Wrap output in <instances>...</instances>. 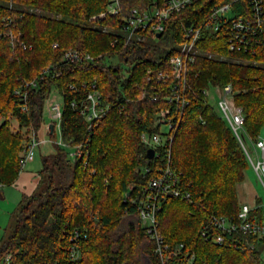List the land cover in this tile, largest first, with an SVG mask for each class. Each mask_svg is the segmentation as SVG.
Returning a JSON list of instances; mask_svg holds the SVG:
<instances>
[{
  "label": "trees",
  "instance_id": "trees-1",
  "mask_svg": "<svg viewBox=\"0 0 264 264\" xmlns=\"http://www.w3.org/2000/svg\"><path fill=\"white\" fill-rule=\"evenodd\" d=\"M226 1L195 0L171 15L159 36L145 31L142 39H127L119 31L120 16L92 19L106 11L110 0H12L11 7L0 0V189L21 171L24 147L31 130L39 136L44 103L53 89L63 100L61 140L73 149L81 146L71 159L69 148L56 142V133L47 132L52 148L42 151L46 143L38 149L39 181L20 201L11 230L0 240V261L10 254L11 264H160L133 201L147 179L141 168L152 163L140 134L152 131L159 110L170 108L180 116L170 146L171 164L190 195L166 199L157 213L161 235L168 244L192 250L195 264H259L256 251L216 245L201 235L211 215L237 212V184L248 169L237 139L202 90L230 85L245 130L252 138L260 135L264 45L253 55L231 53L220 33L204 32L201 54L188 66L181 99L167 100L170 75L158 78L159 72L170 74L168 58L185 28L198 26L215 5ZM118 2L123 14L166 3ZM234 7L240 11L239 3ZM153 38L173 46L161 50L151 43ZM70 49L93 60L63 61ZM46 68L60 74L39 79ZM35 80L36 87L26 88ZM93 85L109 110L88 128L72 102L80 105ZM17 89L26 93L24 101ZM75 232L79 237L72 240ZM74 244L77 257L71 258Z\"/></svg>",
  "mask_w": 264,
  "mask_h": 264
},
{
  "label": "built area",
  "instance_id": "built-area-1",
  "mask_svg": "<svg viewBox=\"0 0 264 264\" xmlns=\"http://www.w3.org/2000/svg\"><path fill=\"white\" fill-rule=\"evenodd\" d=\"M5 1L9 7L12 6V0ZM193 1L195 0H165L164 7L152 6L143 11L133 8L123 14L118 0H110L106 11L93 16L92 19H104L106 15L120 16V33L125 34L127 39L135 36L142 39L145 31L160 35L165 30V22L171 15L181 11ZM237 3L240 5V11H236L234 7ZM7 20L8 18L5 17L4 21ZM204 32L220 33L231 53L253 55L257 47L264 45V0H227L223 4L215 5L201 24L198 26L191 24L185 28L182 41L177 44L175 52L168 58L170 74L158 73V78L163 80L171 76L168 101L180 100V94L186 90L187 69L201 54L199 41ZM206 56L213 57L211 53ZM92 60L93 57L89 54L75 49L67 50L63 54V61L66 62L83 63ZM48 74L55 77L60 73L55 68H46L40 73L39 79H43ZM25 86L26 88L36 87L37 81H30ZM210 87L215 86L202 90L207 97ZM216 89L219 115L227 123L242 148L248 168L252 170L262 187L263 196L254 190L252 203L238 202L239 208L235 214L211 215L201 235L206 241L216 245L229 243L235 247L256 251L259 264H264V137L258 135L252 138L248 135L243 126L242 109L234 103L230 85L219 89L216 87ZM15 94L21 95L23 101L26 99V93L20 89H17ZM52 94L53 90L44 103V110L48 112L50 118L49 124L45 126V132L57 134L58 130L61 135L62 108ZM184 104L186 102L182 99V105ZM72 106L78 109L79 115L88 124V128H91L93 122L104 117L109 110V105L102 101L101 94L94 85L80 105L72 102ZM26 109L27 107L22 105V110ZM179 123L180 116H174L170 108H164L155 114L152 131H143L140 134L141 143L147 150H153V156L152 163L141 168V175L147 179L139 196L133 202L146 235L155 243L154 252L160 264H195V253L192 250L181 243L168 244L158 229L157 213L161 211L166 199L168 197L189 198L190 195L183 189L170 159V146ZM50 124L53 125L52 131ZM51 141L48 136H37V132L31 130L30 138L26 142L19 161L20 169L22 170L27 162L35 158L36 151L41 146ZM57 143L65 145L61 139ZM65 146L71 150L72 156H76L81 148L80 145L76 147L77 149ZM78 237L79 233L75 232L72 240ZM70 257H77L75 244L70 248ZM0 264H11V255H6Z\"/></svg>",
  "mask_w": 264,
  "mask_h": 264
},
{
  "label": "rangeland",
  "instance_id": "rangeland-1",
  "mask_svg": "<svg viewBox=\"0 0 264 264\" xmlns=\"http://www.w3.org/2000/svg\"><path fill=\"white\" fill-rule=\"evenodd\" d=\"M150 41L152 44L158 45L159 49H161V50H168L173 46L172 42H168L167 40H163V39L153 38ZM176 46H178V45H176ZM217 88L219 89L220 87H217ZM52 95L57 98L56 102L62 108L63 107V100L60 96H58L59 94H58L56 89H53ZM208 99H209L210 103L214 106V108L217 109L218 94H217L216 87H210L209 88ZM43 116H44V121L42 123V127L40 128V131H38L40 137L48 136L47 133L45 132V126L47 124H49L50 118H49L48 112L46 110H44ZM16 126H17V123L12 121L11 127L13 130L16 129ZM260 136L264 137V129L260 133ZM60 139H61V135H60L59 131L57 130L56 142H59ZM46 147L48 149H51L52 144L51 143L47 144L45 147L42 148V151L46 150ZM68 151H69V156L71 157V159H73L74 156L71 155V153H72L71 150L68 149ZM26 168H32V170H36V171L40 170V168H41V155H39L38 150L36 151L35 161L29 163L26 166ZM244 181L250 182L253 189L258 194H262V192H263L262 187L257 182L256 176L254 175V173L252 172V170L250 168L247 169V174H246V177L244 178ZM262 196H263V194H262ZM15 214H16L15 211H13V212L9 211V206L5 207V201L1 202V200H0V240L2 238H5L8 234V232L11 230V228L14 224V221H15Z\"/></svg>",
  "mask_w": 264,
  "mask_h": 264
},
{
  "label": "crops",
  "instance_id": "crops-1",
  "mask_svg": "<svg viewBox=\"0 0 264 264\" xmlns=\"http://www.w3.org/2000/svg\"><path fill=\"white\" fill-rule=\"evenodd\" d=\"M33 161H35V158L26 163L11 185L3 186L0 189V200L1 202L5 201V207L9 206L10 212L15 211L22 198L31 195L37 186L40 178L39 171L32 170V168H26V166ZM246 174L247 172L245 173V177ZM253 193L254 189L250 182L244 181L243 179V181L237 184V199L239 203H252Z\"/></svg>",
  "mask_w": 264,
  "mask_h": 264
},
{
  "label": "water",
  "instance_id": "water-1",
  "mask_svg": "<svg viewBox=\"0 0 264 264\" xmlns=\"http://www.w3.org/2000/svg\"><path fill=\"white\" fill-rule=\"evenodd\" d=\"M156 36H159V35H156ZM49 127H50V129H51V131H52L53 125L50 124ZM152 156H153V150H152V149H148V150H147V157H148V158H152Z\"/></svg>",
  "mask_w": 264,
  "mask_h": 264
}]
</instances>
